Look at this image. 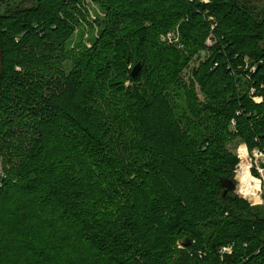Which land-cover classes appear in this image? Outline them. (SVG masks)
I'll use <instances>...</instances> for the list:
<instances>
[{"label": "trees", "instance_id": "1", "mask_svg": "<svg viewBox=\"0 0 264 264\" xmlns=\"http://www.w3.org/2000/svg\"><path fill=\"white\" fill-rule=\"evenodd\" d=\"M92 1L89 48L84 0H0V264H264V206L221 186L229 144L264 148V17ZM175 31L183 49L161 41Z\"/></svg>", "mask_w": 264, "mask_h": 264}, {"label": "rangeland", "instance_id": "2", "mask_svg": "<svg viewBox=\"0 0 264 264\" xmlns=\"http://www.w3.org/2000/svg\"><path fill=\"white\" fill-rule=\"evenodd\" d=\"M246 1V5L247 7L251 8L252 11L255 13L254 15L258 18V20H260L262 17H264V0H245ZM83 11L84 13L82 15L85 16V18H81L79 20L83 21V23L80 21V25L79 27H77L76 30V34L74 36V44L77 42H83L84 45H86L89 48H92L93 46V41L95 38H98L100 35V29L98 24L96 23V21H98L99 19H102L104 17V14L101 12V10L99 9V7L92 1V0H84L83 3ZM87 12V13H85ZM173 33V41L171 42H163L162 43L168 45V46H177L180 49H183V45L181 44L180 38L178 37V33L172 32ZM175 39V40H174ZM214 44V40H209L208 41V45L211 46ZM211 56L210 52H202L200 54H198L197 56H195L191 62L189 63L188 67L185 68V70L182 73V77L183 79L189 83L190 79L193 76V72L195 69H197L199 67V65L202 62H205L209 57ZM253 71L255 70V68L252 69ZM252 91H251V95H252ZM179 104H181L180 100L178 101ZM257 103V102H256ZM230 129L231 131H233L234 133H236V126H234L232 123L230 125ZM229 150L238 158L239 163L236 167L235 170V180L237 183V187H236V194L246 200H248L251 205L253 207H261L264 206V180H262V184L261 181L257 178H255L256 176L254 175L255 173H257V170H253V176L250 175L249 173V167L251 164V159L246 157V149L248 147V145L240 140H237L231 144L228 145ZM250 150V149H249ZM253 151V150H250ZM242 157V158H241ZM252 157V156H251ZM262 160H258L256 162L255 159H253V164L254 166H256L255 163H259L261 164ZM242 168H246L247 172H246V181L251 183L256 189H259L260 191V200H258L257 202H253L251 197L248 195L243 194L242 192V187L240 182L237 180V171H239ZM3 168H4V164L2 159L0 158V175H3ZM239 187V188H238ZM240 191V192H239ZM228 249H231V247L228 248H224L221 250L222 253H229Z\"/></svg>", "mask_w": 264, "mask_h": 264}, {"label": "built area", "instance_id": "3", "mask_svg": "<svg viewBox=\"0 0 264 264\" xmlns=\"http://www.w3.org/2000/svg\"><path fill=\"white\" fill-rule=\"evenodd\" d=\"M206 3H208V0H205ZM215 26V25H214ZM179 37V35H178ZM173 33H169L168 35L166 36H163L162 37V41L163 42H171L173 41ZM175 40V39H174ZM252 93L254 94L255 91L252 90ZM253 100L257 103H261L263 101V98L261 97H255L253 98ZM240 113H237V115H239ZM232 124L234 126H236V121L233 120L232 121ZM252 156V157H251ZM246 157L250 158L251 159V164L249 167V171H250V174L252 175L253 174V170H257V174L255 173L254 175L256 176L255 178L259 179L261 181V184H262V180H264V148H255L253 151H250L248 148L246 149ZM242 158V157H241ZM253 159L256 160V162L258 160H262L261 164L259 163H255L256 166H254L253 164ZM241 170V169H240ZM239 170V171H240ZM239 171H237V175L239 173ZM253 176V175H252ZM239 188V187H238ZM240 192V191H239ZM228 252L230 253L231 252V249H228Z\"/></svg>", "mask_w": 264, "mask_h": 264}, {"label": "bare ground", "instance_id": "4", "mask_svg": "<svg viewBox=\"0 0 264 264\" xmlns=\"http://www.w3.org/2000/svg\"><path fill=\"white\" fill-rule=\"evenodd\" d=\"M246 172H247L246 168L244 169L241 167V170L237 175L238 176L237 180L240 182L241 187L243 185L242 187L243 194L250 196L253 202H257L258 200H260V191L259 189H256L251 183L246 181V177H245Z\"/></svg>", "mask_w": 264, "mask_h": 264}, {"label": "water", "instance_id": "5", "mask_svg": "<svg viewBox=\"0 0 264 264\" xmlns=\"http://www.w3.org/2000/svg\"><path fill=\"white\" fill-rule=\"evenodd\" d=\"M141 71V64L136 65V67L133 70V77H137L139 72ZM221 186L224 188V195H227L231 190H236V183L229 179H222L221 180Z\"/></svg>", "mask_w": 264, "mask_h": 264}, {"label": "clouds", "instance_id": "6", "mask_svg": "<svg viewBox=\"0 0 264 264\" xmlns=\"http://www.w3.org/2000/svg\"><path fill=\"white\" fill-rule=\"evenodd\" d=\"M130 67H131V65H130Z\"/></svg>", "mask_w": 264, "mask_h": 264}]
</instances>
